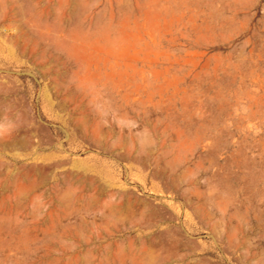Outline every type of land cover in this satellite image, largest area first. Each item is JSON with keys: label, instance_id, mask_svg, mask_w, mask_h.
Wrapping results in <instances>:
<instances>
[{"label": "rangeland", "instance_id": "rangeland-1", "mask_svg": "<svg viewBox=\"0 0 264 264\" xmlns=\"http://www.w3.org/2000/svg\"><path fill=\"white\" fill-rule=\"evenodd\" d=\"M0 264H264V0H0Z\"/></svg>", "mask_w": 264, "mask_h": 264}, {"label": "bare ground", "instance_id": "bare-ground-1", "mask_svg": "<svg viewBox=\"0 0 264 264\" xmlns=\"http://www.w3.org/2000/svg\"><path fill=\"white\" fill-rule=\"evenodd\" d=\"M213 139V138H212Z\"/></svg>", "mask_w": 264, "mask_h": 264}]
</instances>
